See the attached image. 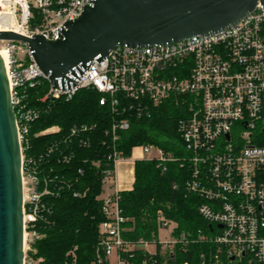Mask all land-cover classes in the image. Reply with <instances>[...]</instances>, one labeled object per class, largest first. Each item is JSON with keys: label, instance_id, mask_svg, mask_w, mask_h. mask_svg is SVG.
<instances>
[{"label": "built area", "instance_id": "built-area-1", "mask_svg": "<svg viewBox=\"0 0 264 264\" xmlns=\"http://www.w3.org/2000/svg\"><path fill=\"white\" fill-rule=\"evenodd\" d=\"M92 0H22L23 36H42L56 41L64 24L77 19ZM29 5L41 15L39 25L29 30ZM8 53L9 99L12 107L21 101V89L33 88L41 80L47 82L46 96L69 100L77 91L97 94L98 105L111 111H132L137 117L150 107L172 99L176 106H185L175 125L186 163L189 179L188 193L202 200L197 208L199 216L208 223L211 237H199L216 246L209 260L201 264H223L225 260L249 264H264V7L260 4L247 13L236 25L206 36H192L177 43L132 48L116 46L100 61L92 60L71 81L55 86L35 64L26 45L5 42ZM16 133L21 149L22 135ZM23 115V114H22ZM28 121L33 113L24 114ZM85 128L83 127L82 130ZM128 121L112 125L115 130H127ZM51 128L45 132L56 131ZM77 128L71 129L75 134ZM25 127L22 133H25ZM140 159L155 160L159 164L175 162L156 146L135 147ZM23 264H37L33 243L38 235L33 222L40 209L43 193L36 190L34 176L23 174ZM129 159V158H128ZM137 159V160H140ZM123 159L112 155V168L102 172V189L114 179L116 165ZM136 161V159L134 160ZM133 161V162H134ZM177 161V162H178ZM134 164V163H133ZM23 177L26 181L24 189ZM119 191L101 198L105 220L97 228L95 257L111 264H129L121 253L144 250L146 244L133 246L121 239L122 223L118 206ZM159 229L168 232V240H160L161 249L171 252L177 240L171 237L174 224L161 214ZM180 236L178 241H183ZM153 247V246H152ZM75 248L68 251L65 264H75ZM155 252V249L152 253Z\"/></svg>", "mask_w": 264, "mask_h": 264}, {"label": "trees", "instance_id": "trees-1", "mask_svg": "<svg viewBox=\"0 0 264 264\" xmlns=\"http://www.w3.org/2000/svg\"><path fill=\"white\" fill-rule=\"evenodd\" d=\"M29 13L27 27L31 30L39 25L41 15L30 5ZM47 85L41 80L33 88L21 89L20 104L13 110L22 135L23 174L34 176L36 190L45 192L33 222V231L39 236L33 243V258L42 260L37 264H65L67 252L75 248V264H108L103 257L100 262L95 257L97 228L105 220L100 197L102 172L112 168L113 153L128 159L132 149L140 146L159 147L178 161L185 153L175 125L185 106H176L170 99L137 117L132 111L100 107L97 94L86 90L77 91L69 100H43ZM28 112L34 118L26 121L23 116ZM124 119L128 129L115 130L112 135V125ZM74 127L78 131L71 134ZM51 128L57 130L45 132ZM177 161H134L132 188L118 193L124 219L122 241L155 249L154 253H121L129 264H201L216 251L212 243L199 240L200 236L211 237L214 231L210 232L197 212L202 200L185 188L188 165ZM159 214L174 224L170 234L177 240L164 255L158 243ZM180 236L183 241H178ZM223 264L249 263L242 259Z\"/></svg>", "mask_w": 264, "mask_h": 264}, {"label": "water", "instance_id": "water-1", "mask_svg": "<svg viewBox=\"0 0 264 264\" xmlns=\"http://www.w3.org/2000/svg\"><path fill=\"white\" fill-rule=\"evenodd\" d=\"M258 4L264 7V0H92L64 24L56 41L11 32H0V41L26 45L48 81L63 86L69 75L75 77L116 46H159L217 33ZM22 207L21 149L0 59V264H23Z\"/></svg>", "mask_w": 264, "mask_h": 264}, {"label": "crops", "instance_id": "crops-1", "mask_svg": "<svg viewBox=\"0 0 264 264\" xmlns=\"http://www.w3.org/2000/svg\"><path fill=\"white\" fill-rule=\"evenodd\" d=\"M134 155L132 159H140L141 155L137 149H135ZM131 158L123 160L118 162L116 165V171H115V176L114 179L111 180V182L104 186L102 189V194L101 198L111 194L113 191H129L132 188V184L134 181L133 177V161Z\"/></svg>", "mask_w": 264, "mask_h": 264}, {"label": "bare ground", "instance_id": "bare-ground-1", "mask_svg": "<svg viewBox=\"0 0 264 264\" xmlns=\"http://www.w3.org/2000/svg\"><path fill=\"white\" fill-rule=\"evenodd\" d=\"M20 0H0V32H11L19 35H23V29L21 24L17 22L15 18V13L10 10H6L9 5L20 4ZM23 4V3H22ZM25 9V6L22 5ZM10 7V6H9ZM0 59L2 60L5 74L8 69V53L5 48L0 50ZM7 83L9 87V80L7 78Z\"/></svg>", "mask_w": 264, "mask_h": 264}, {"label": "rangeland", "instance_id": "rangeland-1", "mask_svg": "<svg viewBox=\"0 0 264 264\" xmlns=\"http://www.w3.org/2000/svg\"><path fill=\"white\" fill-rule=\"evenodd\" d=\"M20 1H21L20 4H16V6L15 5H9L10 7L9 6L6 7V10H10L13 13H15L14 15H15V18H16L17 22L20 23V24H22L21 23L22 22V19H23L22 18V15H23V11H24V8H23L22 5H24V4H22V0H20ZM31 30H33V29H31ZM4 47H5V42L0 41V50L3 49ZM26 181L27 180L23 177L24 189L26 188V185H27L26 184ZM168 238H169L168 232L166 230L159 229V231H158V240L159 241L160 240L161 241L162 240H168ZM146 249H147V251L149 253H152L153 250H154V247H152V245H147ZM160 252H161L162 255H164V254L168 253L169 251H165V250L161 249ZM111 264H114V258L112 259Z\"/></svg>", "mask_w": 264, "mask_h": 264}]
</instances>
